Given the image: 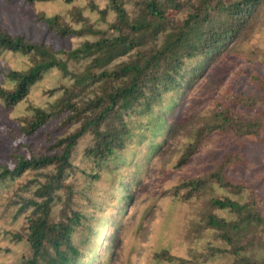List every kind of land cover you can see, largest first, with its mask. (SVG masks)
Segmentation results:
<instances>
[{
  "label": "rangeland",
  "instance_id": "obj_1",
  "mask_svg": "<svg viewBox=\"0 0 264 264\" xmlns=\"http://www.w3.org/2000/svg\"><path fill=\"white\" fill-rule=\"evenodd\" d=\"M119 1L133 20L151 0ZM75 9L96 31L113 34L111 24L117 14L108 0L72 4L0 0V31L46 44L68 62L70 70L80 74L90 60H69L66 51L85 41H97L102 33L64 38L44 22L63 16L79 27L71 16ZM187 13L185 8L169 14L182 22ZM261 13L253 29L223 47L200 72L192 73L195 63L187 60L190 69L181 80L169 84L151 109L140 112L139 108L127 120L132 137L112 158L96 162L87 155L94 143L91 134L79 141L67 180L74 190L72 207L82 215L72 242L79 250L76 264H185L191 260L195 264H239L231 246L202 222L210 213L229 221L237 219L229 210L212 209V199L249 203L264 217V5ZM122 61L119 58L114 65ZM28 64L27 57L3 52L0 89H12L15 84L8 73ZM73 83L72 77L53 69L17 105L9 107L0 100L1 164L13 166L19 156L51 154L57 139L78 128V124L65 125L63 115L32 136L21 129L34 108H47ZM226 116L249 120L255 133L243 136L231 127L209 133L210 124L215 126V119ZM194 146V155L180 165ZM224 161H228L224 171L229 182L240 187L209 182L192 199H184L186 191L174 195L183 181L207 177ZM44 179L43 171L30 170L0 185V264H25L31 258L27 219L32 208L26 203L36 200L34 192ZM58 211L56 207L55 216ZM253 240L264 262L263 227L257 228Z\"/></svg>",
  "mask_w": 264,
  "mask_h": 264
},
{
  "label": "trees",
  "instance_id": "obj_2",
  "mask_svg": "<svg viewBox=\"0 0 264 264\" xmlns=\"http://www.w3.org/2000/svg\"><path fill=\"white\" fill-rule=\"evenodd\" d=\"M64 1L72 4L77 0ZM108 1L117 14V20L111 24L113 34L109 36L88 24L79 9L71 12L79 27L71 25L63 16L44 20L50 31L64 38L102 33L97 41H85L77 49L66 51L69 60H90L80 74L70 70L68 62L46 44L0 31V55L11 52L29 58L25 69L8 73L15 85L10 90L0 89V100L5 105L11 107L20 103L53 69L74 81L70 88H63L62 94L47 108H34L24 120L22 132L32 136L63 115L65 125H79L74 132L55 141L51 154L19 156L13 166L0 163V185L30 170L44 173V182L34 192L36 200L26 203L32 208L27 219L32 256L25 264H76L78 261L79 250L72 242L82 215L72 207L74 190L67 180L74 150L82 137L92 135L94 143L87 155L94 161L112 158L132 137L127 121L132 114L139 108L140 112L151 109L169 84L179 82L186 69H190L187 60L195 63L192 73L200 72L209 60L214 61L223 47L245 36L260 19L264 5V0H151L140 16L132 20L119 0ZM183 8H187L186 18L182 22L172 19L169 13ZM119 58L122 63L114 65ZM218 121L215 119V126L210 124L209 133L227 127L243 136L255 133L254 124L239 116H226ZM196 148L194 146L183 157L180 165L189 161ZM227 162L207 177L183 181L175 188L174 195L179 197L181 191H186L184 199H192L209 182L237 189L240 186L233 185L225 175ZM210 206L229 210L237 219L229 221L210 213L203 218V227L214 230L231 246L239 264H264L255 252L253 240L257 228H264V217L259 209L230 198L212 199ZM193 262L184 263L195 264Z\"/></svg>",
  "mask_w": 264,
  "mask_h": 264
}]
</instances>
